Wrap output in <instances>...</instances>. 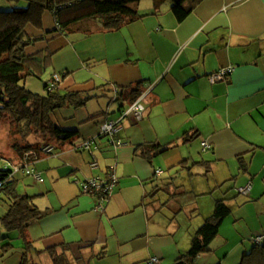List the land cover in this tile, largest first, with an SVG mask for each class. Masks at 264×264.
Here are the masks:
<instances>
[{"label": "crops", "instance_id": "1", "mask_svg": "<svg viewBox=\"0 0 264 264\" xmlns=\"http://www.w3.org/2000/svg\"><path fill=\"white\" fill-rule=\"evenodd\" d=\"M15 6L26 3L0 0V12ZM135 9L141 18L119 31L86 18L61 36L38 42L39 50L48 47L58 56L62 90L91 91L99 98L58 113L61 128L78 131L76 138L35 142L40 153L33 168L43 181L15 175L18 181L33 180L23 195L42 213L26 234L33 243L29 264H54L47 250L63 253V246L71 264H152L155 257L159 264H174L201 227L193 222L204 225L221 201L230 215L195 264H240L253 250L251 237L264 233V0H201L183 22L172 13L170 0H143ZM68 58L76 65L66 64ZM228 68L234 71L226 81L209 82V75ZM136 90L141 91L137 99ZM137 100L146 109L143 119L122 121L115 139L123 146H110L100 137L101 126L118 120ZM186 137L194 139L186 143ZM86 141L91 151L83 149ZM204 141L210 151H203ZM46 145L55 148L53 155L41 153ZM152 145L167 151L151 161L137 154L140 146ZM15 157L8 159L17 165ZM112 168L118 182L105 209L97 210L99 198L85 194L82 184L106 180ZM167 170L170 178L160 184ZM176 173L184 174L189 186H176ZM171 183L181 192L192 187L186 192L196 198L169 201L172 186L156 202L146 199ZM248 185V194L239 192ZM7 209L0 201V219ZM186 216L192 224L188 231L182 228ZM16 254L23 257L25 241L0 226V264H17Z\"/></svg>", "mask_w": 264, "mask_h": 264}, {"label": "trees", "instance_id": "2", "mask_svg": "<svg viewBox=\"0 0 264 264\" xmlns=\"http://www.w3.org/2000/svg\"><path fill=\"white\" fill-rule=\"evenodd\" d=\"M15 1L25 2L26 6H15L10 11L0 12V101L2 103L0 121L5 120L15 125L18 135L21 136L23 142H26V145H15L14 150L19 157L23 158L28 153L34 156L40 153L34 148V144L29 142L33 136L43 142H69L76 138L78 131H67L61 128L57 121L58 113L64 108L82 109L90 101L99 98L97 93L91 91L62 90L60 83L54 82V76L57 74L53 75L51 81L45 82V95L27 90L23 85L27 77L43 73L54 56V52L48 47L35 53H29L30 47L46 40L47 36H32L28 33L27 27L32 25L43 30L42 17L48 11L56 21V28L53 31L57 34L56 36H61L71 24L86 18L100 20L107 31H119L141 18L135 6L143 0ZM170 2L172 13L179 22H183L196 9L201 0H170ZM72 12L78 15L72 19L64 18ZM118 90L116 91L119 92ZM135 92L134 98L137 99L141 91L136 90ZM194 138L186 137L185 142L188 143ZM166 151L160 145L140 146L137 154L151 161ZM240 162L241 169L246 171V164L242 159ZM172 186L175 187L174 183L163 188L157 187L153 193L146 196V199L150 198L156 202L155 198L159 193L168 192ZM169 196V201L174 200L177 204L181 202V198L192 199V201L196 198L192 192H181L180 187H175L174 192ZM0 201L8 207L7 212L0 219V226L9 232H17L25 241V254L21 264H29V253L33 249V243L27 242L26 234L32 224L41 220L42 213L34 204L32 197L19 193L18 180L13 172L2 168H0ZM230 212V208L224 202H217L214 215L207 219L194 234L190 250L174 264H195L197 258L212 245ZM12 248L13 246L10 245L3 249L7 253ZM62 248L63 253H59L57 248L47 251L54 264H71L65 253L68 247L63 246ZM240 264H264V244L254 245L253 250L243 257Z\"/></svg>", "mask_w": 264, "mask_h": 264}, {"label": "built area", "instance_id": "3", "mask_svg": "<svg viewBox=\"0 0 264 264\" xmlns=\"http://www.w3.org/2000/svg\"><path fill=\"white\" fill-rule=\"evenodd\" d=\"M233 68L223 69L217 73L209 75L207 78L211 84H216L220 82L226 81L229 76L233 73ZM54 82L60 83V77L58 75L54 76ZM145 106L143 105L141 100L135 101L133 104H131L124 112H122L121 117L118 120H106L105 123L101 126L100 129V136L107 138V140L110 143V146L119 148L123 146V143L121 140L115 139V136L119 134L122 130V121L127 119L129 116H133L134 119L137 121H141L143 119L144 113H145ZM203 151H210L212 149V146L204 141L202 143ZM84 150L91 151L92 149V143L90 141H86L83 145ZM42 154L45 155H53L55 153V148L51 145L46 146L42 151ZM23 162L20 164H12L10 163L4 165L3 169H8L13 172V175H16L18 173H23L27 176H33L38 181H43L42 177L36 173V171L33 168V163L38 159V155H33L32 153L26 154L24 157ZM8 160H4L0 157V162H4ZM97 163H93L92 167H96ZM161 171L156 172V174H161ZM118 182V178L115 172V168H112L111 173L109 174L108 178L100 179V178H93L90 180L85 181L82 184V190L85 194L95 195L99 198V203L97 210H104L105 205L109 202L110 198L113 195V190ZM251 189V186L248 185L245 188H242L239 190L242 194H248ZM251 241L254 243L255 246H259L264 244V233L254 235L251 237ZM152 264H159L158 258H153L151 260ZM210 264V263H208Z\"/></svg>", "mask_w": 264, "mask_h": 264}, {"label": "rangeland", "instance_id": "4", "mask_svg": "<svg viewBox=\"0 0 264 264\" xmlns=\"http://www.w3.org/2000/svg\"><path fill=\"white\" fill-rule=\"evenodd\" d=\"M43 20V30L41 29H37L32 25H29L27 27V31L30 35L32 36H39L43 33H46V36H49L50 38H54V35H57L56 33L52 32V34H49L47 32V30H53L56 27V21L54 16L46 11L42 17ZM49 28V29H47ZM41 43V42H40ZM40 43L36 44V46L30 47L29 48V53H35L39 50V45ZM66 54V53H65ZM60 55V54H59ZM58 56H53L51 63H49L46 67V69L43 71V73L39 74V75H30L27 77L26 81L23 83V85L25 86V88L33 93L36 94H41V95H45V82H49L52 80L53 75L57 74L59 75V77L62 79H65L63 76V72L59 66L57 65V60ZM56 63V65H55ZM66 64H69L70 66H74L76 65V60H72V58H68L67 60H65ZM59 64V63H58ZM63 69V68H62ZM0 106H2V103L0 101ZM41 139L33 136L32 138H30L29 142L33 143L34 148L36 149L37 146H35V142L38 143ZM20 144V145H26V142L22 141L21 136L18 135L17 130L15 125L13 124H9V122L3 120L0 121V155L3 156V159L7 160L8 157L13 154L15 155V159L12 160V162H15L16 164H20L21 162H23L24 158L19 157L18 154H16L15 150V145ZM44 149V147H43ZM38 151V150H37ZM15 153V154H14ZM10 163L9 159L8 161H5V166L6 164ZM3 164V162H1V165ZM169 173V174H168ZM170 178V171L167 170L165 172V175L163 177L160 178L159 182L160 184H163V182H166V179ZM173 178H175L176 180V186L178 184H183L186 183L185 186H189V181L188 178L183 174L181 176V174H173ZM190 179V178H189ZM18 191L20 192V194H25V189L29 188L30 186L33 187V180L29 179V177H24L23 180L18 181ZM27 187V188H26ZM191 188H188L186 191L191 190ZM189 211H191L190 209L186 212L187 214H189ZM196 218V217H195ZM182 219V218H180ZM186 219H189L188 216H186V218H183V223H182V228L185 229L186 231H188L187 228L191 227L192 224L190 225L191 222L186 221ZM203 223L200 220H196V223L193 222V226L198 227L199 226H203ZM200 227V228H201ZM184 232V231H183ZM15 234V233H14ZM16 235V234H15ZM17 256V257H16ZM16 260H19V262L17 264H21L22 260V254H16L15 255ZM14 258L12 257L10 261H13ZM11 263V262H10ZM36 264H38V262H36Z\"/></svg>", "mask_w": 264, "mask_h": 264}]
</instances>
